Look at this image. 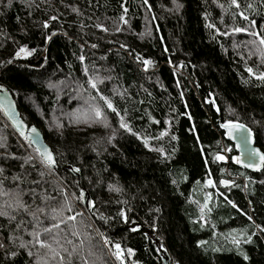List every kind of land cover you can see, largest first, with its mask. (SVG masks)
Wrapping results in <instances>:
<instances>
[{
    "label": "trees",
    "instance_id": "1",
    "mask_svg": "<svg viewBox=\"0 0 264 264\" xmlns=\"http://www.w3.org/2000/svg\"><path fill=\"white\" fill-rule=\"evenodd\" d=\"M262 39L264 0H0V87L54 159L0 114V264H111L96 235L125 264H264V168L220 129L264 154Z\"/></svg>",
    "mask_w": 264,
    "mask_h": 264
},
{
    "label": "water",
    "instance_id": "2",
    "mask_svg": "<svg viewBox=\"0 0 264 264\" xmlns=\"http://www.w3.org/2000/svg\"><path fill=\"white\" fill-rule=\"evenodd\" d=\"M0 114L12 130L20 137V139L25 140L30 145L47 168L53 170V155L51 154L49 148L45 145L40 132L37 128L33 126L28 127L21 121L10 94L3 87H0ZM237 124L242 125L240 123H225L220 125L224 140L232 145L235 151L232 164L235 168L244 170L250 174L260 173L264 168V161L261 160V157L264 156V154L255 145L253 134L246 126L243 125V129L240 131H234L230 127L231 125ZM44 149H47V152L51 154V163L48 162L46 157L43 155ZM254 153L258 155H254ZM81 201L87 209L86 200L83 199ZM161 264H170L167 255H162Z\"/></svg>",
    "mask_w": 264,
    "mask_h": 264
},
{
    "label": "snow or ice",
    "instance_id": "3",
    "mask_svg": "<svg viewBox=\"0 0 264 264\" xmlns=\"http://www.w3.org/2000/svg\"><path fill=\"white\" fill-rule=\"evenodd\" d=\"M237 31H240V29H237ZM261 43H264V39L261 40ZM23 52H25V49L21 48V49H20V53H23ZM18 55H19V53H18ZM147 63H148V61H145V64H147ZM249 71H251V70L249 69ZM261 79H264V76H261ZM89 83H90V86H91L92 88H96V84H95V83H93V82H91V81H90ZM100 98H101L102 100H104L105 104L107 105V107H108L109 109H112V111H115V109L113 108V106H112V104H111L110 101H108V100H107L106 98H104L103 96H101ZM95 115H96L97 118H100V117L102 116V112L97 108V109L95 110ZM225 126H228V125H225ZM121 127H125V128L127 127V125L123 123V120H122V122H121ZM230 127H231L234 131H240L241 129H243V125H238V124H237V125H231ZM33 131H34V130H33ZM34 142H35V141H34ZM43 155L46 157V159H47L48 162H50V163L52 162L51 154L47 152V149H44V151H43ZM254 155H258V154L254 153ZM217 159H223V157H217ZM261 160L264 161V156L261 157ZM237 162H239V161H237ZM79 198H80L81 200L85 199L84 194L81 193ZM69 219H75V217H70ZM116 247L119 248V245H116ZM117 256L119 257V253H117Z\"/></svg>",
    "mask_w": 264,
    "mask_h": 264
},
{
    "label": "built area",
    "instance_id": "4",
    "mask_svg": "<svg viewBox=\"0 0 264 264\" xmlns=\"http://www.w3.org/2000/svg\"><path fill=\"white\" fill-rule=\"evenodd\" d=\"M222 152L224 154L225 160H227L228 150L223 149ZM96 237H97V240L99 241L100 245L104 249V251L107 255V258L109 259L111 264H125L124 252L122 251L120 246H119V248L116 247V245H118V244H109L108 241L106 240V238L103 237V235H96ZM117 253H119V257L117 256ZM154 261L157 264V260L154 259Z\"/></svg>",
    "mask_w": 264,
    "mask_h": 264
},
{
    "label": "rangeland",
    "instance_id": "5",
    "mask_svg": "<svg viewBox=\"0 0 264 264\" xmlns=\"http://www.w3.org/2000/svg\"><path fill=\"white\" fill-rule=\"evenodd\" d=\"M235 156V155H234ZM234 156L232 157V159L234 158ZM95 239L97 240V238L95 237ZM114 258V257H113Z\"/></svg>",
    "mask_w": 264,
    "mask_h": 264
}]
</instances>
